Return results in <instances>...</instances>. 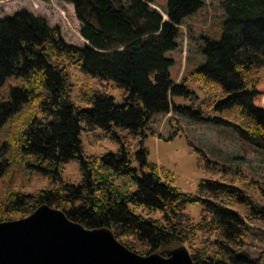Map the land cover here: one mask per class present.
Instances as JSON below:
<instances>
[{"label": "trees", "instance_id": "16d2710c", "mask_svg": "<svg viewBox=\"0 0 264 264\" xmlns=\"http://www.w3.org/2000/svg\"><path fill=\"white\" fill-rule=\"evenodd\" d=\"M61 1L73 6L87 41L82 47L25 8L0 19V87L16 79L0 95V131L13 121L0 143V178L21 163L54 183L34 193L5 188L0 221L46 203L85 227L110 228L139 254L186 245L194 264H264L243 249L242 228L264 220V186L201 152L197 166L209 177L195 193L182 191L148 160L142 140L133 142L155 113L172 111L231 126L264 150V81L247 74L264 61V0H223L220 38H204L206 61L178 82L170 78L173 59L166 53L177 47L179 25L202 0H166L163 12L152 6L155 0ZM174 94L188 103L175 104ZM82 132L91 144L115 138L118 147L85 154ZM71 160L78 182L61 178ZM194 203L201 204L198 221L186 210Z\"/></svg>", "mask_w": 264, "mask_h": 264}, {"label": "rangeland", "instance_id": "374dc122", "mask_svg": "<svg viewBox=\"0 0 264 264\" xmlns=\"http://www.w3.org/2000/svg\"><path fill=\"white\" fill-rule=\"evenodd\" d=\"M222 1L202 0L203 5L185 17L179 25L177 47L166 53L173 59L169 73L175 82L206 61L201 52L204 38H220L226 19ZM165 2L166 0H155L152 6L163 12ZM21 8L42 16L50 26H58L66 42L80 47L84 45L85 40L80 35V23L72 4L61 0H0V19L12 16ZM164 15L166 16L163 13V17ZM247 74L263 82L264 61ZM15 82L13 77L8 78L0 87V95L5 96L7 86ZM186 83L190 88H195L189 80ZM90 84L94 87V80H90ZM112 94L116 100L120 99L118 91ZM172 100L175 104L188 103L181 95L176 94L172 95ZM21 118L17 117L16 120ZM11 122L1 129L0 143L13 124V121ZM144 133V136L138 134L133 139L134 144L137 145L139 140H142V146L149 151L148 160L164 167L182 191L195 193L198 181L209 177L197 166L201 152L210 160L239 168L247 178L255 179L264 186V150L240 138L231 126L192 121L186 116L170 111L167 114L155 113ZM80 138L85 154H102L110 150L115 151L118 147L115 138L97 144H91L84 132ZM19 165L13 166L5 177L0 178V193L5 188H19L24 193H34L42 188L53 187L54 183L48 180L46 175L41 172L29 174L21 163ZM60 174L65 182H78L81 178L78 165L72 160L63 165ZM235 208L242 212L241 207ZM200 209V203L188 204L186 207L195 221L200 218ZM242 228L245 232L243 249L253 256L264 258V220L248 222L247 226Z\"/></svg>", "mask_w": 264, "mask_h": 264}, {"label": "water", "instance_id": "95a60500", "mask_svg": "<svg viewBox=\"0 0 264 264\" xmlns=\"http://www.w3.org/2000/svg\"><path fill=\"white\" fill-rule=\"evenodd\" d=\"M164 20L167 19L163 17ZM85 42H87L85 40ZM0 264H194L184 245L139 254L106 226L88 228L42 203L24 217L0 221Z\"/></svg>", "mask_w": 264, "mask_h": 264}, {"label": "bare ground", "instance_id": "6f19581e", "mask_svg": "<svg viewBox=\"0 0 264 264\" xmlns=\"http://www.w3.org/2000/svg\"><path fill=\"white\" fill-rule=\"evenodd\" d=\"M165 16V15H164ZM166 17V16H165Z\"/></svg>", "mask_w": 264, "mask_h": 264}]
</instances>
